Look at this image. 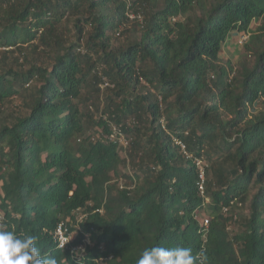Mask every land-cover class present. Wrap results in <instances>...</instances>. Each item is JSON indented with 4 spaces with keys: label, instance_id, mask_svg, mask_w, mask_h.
I'll return each mask as SVG.
<instances>
[{
    "label": "trees",
    "instance_id": "obj_1",
    "mask_svg": "<svg viewBox=\"0 0 264 264\" xmlns=\"http://www.w3.org/2000/svg\"><path fill=\"white\" fill-rule=\"evenodd\" d=\"M234 37L241 57L222 65ZM16 99L22 112L8 111ZM110 125L127 148L102 138ZM174 137L220 156L206 168L207 229ZM0 163V226L58 264L72 259L53 231L73 232L80 211L74 242L92 245L79 264H137L156 246L264 264V0H0Z\"/></svg>",
    "mask_w": 264,
    "mask_h": 264
},
{
    "label": "clouds",
    "instance_id": "obj_2",
    "mask_svg": "<svg viewBox=\"0 0 264 264\" xmlns=\"http://www.w3.org/2000/svg\"><path fill=\"white\" fill-rule=\"evenodd\" d=\"M83 249L79 255H72V264H79ZM209 258L205 250L193 253L189 247L156 246L145 249L137 260V264H208ZM0 264H58L51 254L44 255L37 246L34 235L23 236L5 226H0Z\"/></svg>",
    "mask_w": 264,
    "mask_h": 264
},
{
    "label": "built area",
    "instance_id": "obj_3",
    "mask_svg": "<svg viewBox=\"0 0 264 264\" xmlns=\"http://www.w3.org/2000/svg\"><path fill=\"white\" fill-rule=\"evenodd\" d=\"M128 18L130 20H137L139 22L142 21V16L140 14H135V13H128L127 14ZM172 21H175V18L172 19ZM249 37V34H244L242 36L239 37L238 39V44L239 45H243L244 42L247 41ZM103 86H108V83L105 82L103 84ZM160 124L162 127H164V120L160 121ZM109 133L106 135H103L102 138H104L105 140H107V142H113L116 143L118 146H120L121 148H127L129 145V140H127L128 138H126V136L124 135V133L122 132L121 128L119 126L116 125H110L109 126ZM173 142L174 145L176 146L179 154L186 160H191L196 168V172H197V183H196V187H197V192L198 195L204 200L205 204H208L207 201V196H206V168L207 165H205L204 161H203V157H197V156H193V154L188 151L186 144L184 143V141L182 139L179 138H173ZM226 209L223 208V212H225ZM86 216V214L80 212H77L74 217H75V224H74V229L75 231L78 230L79 232L81 231V228L78 224V222H80L84 217ZM195 219H197V216L194 217ZM3 221V215L0 212V223ZM209 224V218L208 217H204V219L201 220L200 222V226L203 227L204 229H207ZM71 233L68 232L66 226H64L62 223H59L54 231H53V239L56 245V248L58 250L61 251H67L70 255V258L72 259V255H79V250L83 249V256H85L86 254V248L88 246H91L92 243L89 239V237L86 234H83L82 237L80 238V240H78V242H74L75 237H72L70 235ZM77 234V233H76ZM83 259V258H82ZM82 259H80L79 261H81ZM109 258H100L98 260L95 261L96 264H105V261L108 260Z\"/></svg>",
    "mask_w": 264,
    "mask_h": 264
},
{
    "label": "rangeland",
    "instance_id": "obj_4",
    "mask_svg": "<svg viewBox=\"0 0 264 264\" xmlns=\"http://www.w3.org/2000/svg\"><path fill=\"white\" fill-rule=\"evenodd\" d=\"M259 23L258 22H253L251 24V28L252 29H255L257 27ZM233 37V36H232ZM243 48H238L236 46V43H235V37L229 41L227 44H225L223 46V60L221 61L222 65H224L227 61L232 65V66H237V63H238V60L239 58L241 57V52H243L242 50ZM107 87V86H106ZM102 88H105V86L102 85ZM102 99L105 98V96H110L112 92H108V91H105L103 90L102 91ZM89 104H91L89 101H86V103H84V105H82V109H83V112H87L88 111V106H90ZM8 111L10 112H15V111H18V112H22V108L20 106V100L19 99H16L15 102L13 103V107L12 108H9ZM254 110L252 109L251 112H253ZM24 112V111H23ZM164 124H165V121H164ZM98 130V129H97ZM98 134H100V130L96 131ZM96 133V134H97ZM95 134V135H96ZM99 136V135H98ZM127 138V137H126ZM129 140V139H127ZM123 148V147H122ZM203 154H202V157H203V161L205 163V165H207V167L211 166L212 163L214 162V160H216V158L219 160L220 159V156H218V152L216 150H214L211 146L209 145H206L204 144L203 145ZM218 154V155H217ZM122 157L125 156L124 153H121ZM2 166H1V163H0V173L2 171ZM118 174H120V176H122V174H131V168H130V165L129 167L126 166V167H121L119 169V172ZM118 179L117 177H114V180ZM118 184H121L122 180H123V184H125V179L124 177H121L118 179ZM208 201V205L205 209V212L202 214V215H199L197 216V219H198V222L200 224L201 220L204 219V217H208L207 215H209V213L211 212L210 210V205H211V200H210V197H207ZM247 214V207L244 206L243 209L237 211V214H236V223L234 224H231V226L229 227V231L230 233L233 235L234 233L236 232H239L241 231V225H242V218ZM209 218V217H208ZM210 219V218H209ZM72 224V223H71ZM74 226V223L72 224ZM71 236L74 237L76 235V231L74 229L73 232H70Z\"/></svg>",
    "mask_w": 264,
    "mask_h": 264
}]
</instances>
